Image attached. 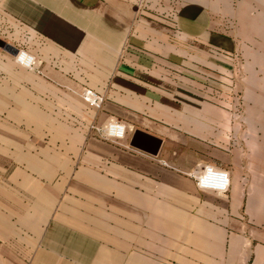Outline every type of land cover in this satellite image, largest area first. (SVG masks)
<instances>
[{
    "label": "crops",
    "instance_id": "crops-1",
    "mask_svg": "<svg viewBox=\"0 0 264 264\" xmlns=\"http://www.w3.org/2000/svg\"><path fill=\"white\" fill-rule=\"evenodd\" d=\"M0 6L18 28L0 40L35 60L0 48V264H264V148L246 141L257 120L242 36L194 1L154 15L137 0ZM110 117L123 139L91 129ZM172 122L208 139L194 161L228 170L224 195L168 176ZM137 130L161 140L156 156Z\"/></svg>",
    "mask_w": 264,
    "mask_h": 264
},
{
    "label": "rangeland",
    "instance_id": "rangeland-1",
    "mask_svg": "<svg viewBox=\"0 0 264 264\" xmlns=\"http://www.w3.org/2000/svg\"><path fill=\"white\" fill-rule=\"evenodd\" d=\"M192 1L214 11V19L219 31L224 30L242 36L241 43L247 57L246 63L253 70L249 80V90L252 94L249 99L254 104L248 106L247 112L254 113L257 120L256 133L254 136L246 137V141H254L264 148V0H137L140 12L147 14H157L169 6L175 8ZM225 14L232 15L231 24L229 17H225ZM17 29L16 23L1 11L0 6V39L6 38L5 36H16ZM3 107L0 105V122L6 115V111L2 115ZM95 126L97 124L92 125L91 129ZM174 126L175 122H172V126L167 127V133L164 136L166 151L162 155L168 157L169 177L186 178L188 176L185 173L196 164L194 158L206 159L210 156L211 145L207 142V138L200 141L198 138L182 134ZM194 143L198 144V149ZM185 166L189 168L186 169Z\"/></svg>",
    "mask_w": 264,
    "mask_h": 264
},
{
    "label": "built area",
    "instance_id": "built-area-1",
    "mask_svg": "<svg viewBox=\"0 0 264 264\" xmlns=\"http://www.w3.org/2000/svg\"><path fill=\"white\" fill-rule=\"evenodd\" d=\"M15 60L19 63L22 60L28 62L27 67H31L35 63L34 57L22 49H18ZM84 99L95 108H99L102 102V97L90 89L85 90ZM126 127L125 122L110 117L102 124L95 126L94 129L102 138L118 141L124 138ZM185 174L193 180L195 187L201 192L221 196L229 189V172L221 166L211 163H197Z\"/></svg>",
    "mask_w": 264,
    "mask_h": 264
},
{
    "label": "water",
    "instance_id": "water-1",
    "mask_svg": "<svg viewBox=\"0 0 264 264\" xmlns=\"http://www.w3.org/2000/svg\"><path fill=\"white\" fill-rule=\"evenodd\" d=\"M0 48L5 50L6 52L12 54V55H16L18 52V49L15 48L14 46L0 40ZM135 138L138 139L140 136H143V138H145L144 140L149 142L150 145V150L149 153L152 154L153 156H156L158 153V149H159V145L161 140L155 136H152L150 134L141 132L139 130L135 131Z\"/></svg>",
    "mask_w": 264,
    "mask_h": 264
},
{
    "label": "bare ground",
    "instance_id": "bare-ground-1",
    "mask_svg": "<svg viewBox=\"0 0 264 264\" xmlns=\"http://www.w3.org/2000/svg\"><path fill=\"white\" fill-rule=\"evenodd\" d=\"M23 65H25L26 67L28 66V62H26V61H24V60H22V61H20ZM30 64V63H29Z\"/></svg>",
    "mask_w": 264,
    "mask_h": 264
}]
</instances>
